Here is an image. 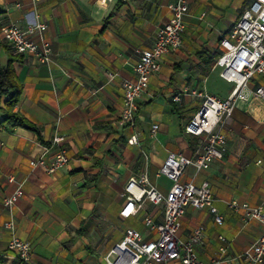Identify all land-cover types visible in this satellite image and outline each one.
Masks as SVG:
<instances>
[{
    "label": "crops",
    "instance_id": "obj_1",
    "mask_svg": "<svg viewBox=\"0 0 264 264\" xmlns=\"http://www.w3.org/2000/svg\"><path fill=\"white\" fill-rule=\"evenodd\" d=\"M176 1L0 0V63L12 64L23 87L17 111L40 131H0V264H18L8 250L11 232L4 227L11 219L16 235L32 246L33 264H104L127 228L146 233L147 215L163 220L162 209L152 204L137 217L123 219L121 193L141 172L168 192L171 183L157 176L168 155L191 157L202 148V137L185 133L202 103L192 91L224 99L230 95L234 85L220 76L215 62L222 39L252 3L187 0L183 45L162 58L160 71L139 99L136 129L124 127L119 124L123 82L133 79L140 52L154 45L159 27L171 18L168 5ZM37 22L47 24L44 39L54 53L49 65L33 55L16 54L3 39L9 25ZM250 86L264 87V75ZM184 89L182 102L175 103L173 97ZM5 118L0 111V122ZM222 131L228 140L225 157L196 177L190 167L182 181L209 182L224 221L218 225L209 210L189 206L180 233L188 238L205 225L200 258L212 260L221 246L218 237L224 236L229 247L222 264H242L235 257L257 241L263 226L244 223L227 203L264 206V107L240 104ZM58 134L65 137L61 148L69 164L54 174L43 167L32 169V157L44 155L49 163L57 153L51 141ZM133 134L139 137L137 145L128 143ZM18 188L23 195L15 207H7L6 198Z\"/></svg>",
    "mask_w": 264,
    "mask_h": 264
},
{
    "label": "built area",
    "instance_id": "obj_2",
    "mask_svg": "<svg viewBox=\"0 0 264 264\" xmlns=\"http://www.w3.org/2000/svg\"><path fill=\"white\" fill-rule=\"evenodd\" d=\"M106 1V0H104ZM170 20L159 27L154 45L141 51L139 59L133 66V79L123 82L124 96L119 124L135 130L138 119V101L149 88L151 78L160 71L162 58L179 50L183 45L186 31V17L189 13L187 0L170 3ZM47 24L44 22L29 23L25 27L11 24L4 29V42L20 55H33L42 65L53 61V48L44 39ZM35 37H38L36 39ZM222 52L215 62L220 69V76L234 85L227 98L208 93L206 90L192 91L202 99L197 113L185 125V133L202 137V148L193 156L181 153H170L158 169L157 176L166 178L171 187L163 192L152 184L147 172H141L132 178L124 187L121 197L125 204L120 211L123 219L137 217L145 211L147 204L162 209L163 220L158 222L152 216L144 219L146 233L135 228L126 229L122 239L104 257V264H222L223 256L228 252L229 242L219 236L221 246L217 255L205 262L199 256V247L203 244L207 228L199 225L188 238L181 236V218L186 208L209 210L216 224L224 221L215 204V198L209 182L197 184L194 179L182 181L190 167L195 170V177L200 172L210 169L215 161L222 160L228 151V140L222 128L233 116L240 104L247 106L254 102L264 107V87L251 88L252 80L264 75V0H252L239 21L231 28L221 41ZM188 89L181 90L173 97L175 103L182 102ZM157 126H153L155 134ZM65 140L63 135H55L51 145L57 148L54 157L46 162L44 155L32 157V169L43 167L54 174L69 164L66 151L61 148ZM130 145L139 144V137L133 134L128 139ZM47 151V148H45ZM23 190L18 188L5 200L9 208L15 207ZM228 207L242 214L244 223L257 221L262 224L263 232L257 241L235 257L242 264L264 263V206L252 207L248 203L231 200ZM5 229L11 232L8 250L17 259L18 264H33L34 254L29 242L21 240L15 233L13 219L6 222Z\"/></svg>",
    "mask_w": 264,
    "mask_h": 264
},
{
    "label": "trees",
    "instance_id": "obj_3",
    "mask_svg": "<svg viewBox=\"0 0 264 264\" xmlns=\"http://www.w3.org/2000/svg\"><path fill=\"white\" fill-rule=\"evenodd\" d=\"M22 90V84L18 80L12 64L3 67L0 63V111L6 116L0 122V131L2 129L13 130L16 127H23L40 135L39 129L17 111ZM0 262H3L2 255H0Z\"/></svg>",
    "mask_w": 264,
    "mask_h": 264
},
{
    "label": "rangeland",
    "instance_id": "obj_4",
    "mask_svg": "<svg viewBox=\"0 0 264 264\" xmlns=\"http://www.w3.org/2000/svg\"><path fill=\"white\" fill-rule=\"evenodd\" d=\"M131 223H129L128 225H130Z\"/></svg>",
    "mask_w": 264,
    "mask_h": 264
}]
</instances>
